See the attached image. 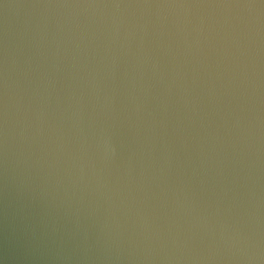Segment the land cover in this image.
Segmentation results:
<instances>
[{
  "label": "water",
  "instance_id": "obj_1",
  "mask_svg": "<svg viewBox=\"0 0 264 264\" xmlns=\"http://www.w3.org/2000/svg\"><path fill=\"white\" fill-rule=\"evenodd\" d=\"M0 264H264V0H0Z\"/></svg>",
  "mask_w": 264,
  "mask_h": 264
}]
</instances>
